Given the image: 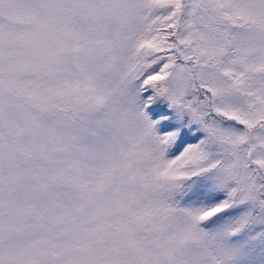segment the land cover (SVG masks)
Returning <instances> with one entry per match:
<instances>
[{
  "label": "snow or ice",
  "instance_id": "6c2138e0",
  "mask_svg": "<svg viewBox=\"0 0 264 264\" xmlns=\"http://www.w3.org/2000/svg\"><path fill=\"white\" fill-rule=\"evenodd\" d=\"M0 264H264V0H0Z\"/></svg>",
  "mask_w": 264,
  "mask_h": 264
}]
</instances>
